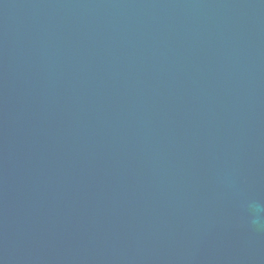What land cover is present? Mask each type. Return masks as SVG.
Masks as SVG:
<instances>
[{
	"label": "water",
	"instance_id": "95a60500",
	"mask_svg": "<svg viewBox=\"0 0 264 264\" xmlns=\"http://www.w3.org/2000/svg\"><path fill=\"white\" fill-rule=\"evenodd\" d=\"M0 264H264V0H0Z\"/></svg>",
	"mask_w": 264,
	"mask_h": 264
},
{
	"label": "clouds",
	"instance_id": "9594fccd",
	"mask_svg": "<svg viewBox=\"0 0 264 264\" xmlns=\"http://www.w3.org/2000/svg\"><path fill=\"white\" fill-rule=\"evenodd\" d=\"M253 223H257V221L256 220H253Z\"/></svg>",
	"mask_w": 264,
	"mask_h": 264
}]
</instances>
